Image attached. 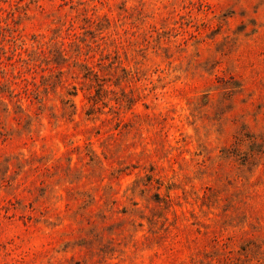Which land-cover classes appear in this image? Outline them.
<instances>
[{"label":"rangeland","instance_id":"rangeland-1","mask_svg":"<svg viewBox=\"0 0 264 264\" xmlns=\"http://www.w3.org/2000/svg\"><path fill=\"white\" fill-rule=\"evenodd\" d=\"M0 264H264V0H0Z\"/></svg>","mask_w":264,"mask_h":264}]
</instances>
